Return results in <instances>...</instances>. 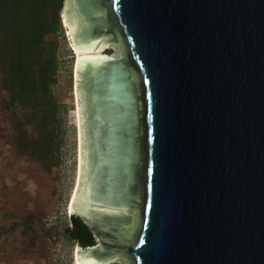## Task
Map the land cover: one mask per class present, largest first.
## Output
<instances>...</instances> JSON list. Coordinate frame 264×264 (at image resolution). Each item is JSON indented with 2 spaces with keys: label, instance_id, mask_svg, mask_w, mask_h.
<instances>
[{
  "label": "water",
  "instance_id": "water-1",
  "mask_svg": "<svg viewBox=\"0 0 264 264\" xmlns=\"http://www.w3.org/2000/svg\"><path fill=\"white\" fill-rule=\"evenodd\" d=\"M60 16L77 263L264 264V0H64Z\"/></svg>",
  "mask_w": 264,
  "mask_h": 264
},
{
  "label": "trees",
  "instance_id": "trees-1",
  "mask_svg": "<svg viewBox=\"0 0 264 264\" xmlns=\"http://www.w3.org/2000/svg\"><path fill=\"white\" fill-rule=\"evenodd\" d=\"M63 2L0 0V111L7 123L3 142L12 156L45 173L63 160L65 105L54 92L64 39ZM0 218L12 220L8 226L0 224V240L18 226L34 232L30 224L14 220L13 212L1 213ZM60 234L78 244L70 217L60 233L55 230V235Z\"/></svg>",
  "mask_w": 264,
  "mask_h": 264
},
{
  "label": "rangeland",
  "instance_id": "rangeland-1",
  "mask_svg": "<svg viewBox=\"0 0 264 264\" xmlns=\"http://www.w3.org/2000/svg\"><path fill=\"white\" fill-rule=\"evenodd\" d=\"M64 39L59 56L61 66L54 92L65 105L62 113L65 136L63 160L50 173L12 156L3 142L7 128L0 111V214L13 212L14 220L24 221L34 232L22 226L13 228L0 240L2 251L0 264H76L77 245L66 241L55 230L68 225L69 204L76 189L79 174V120L75 86L77 53L70 44L61 16ZM101 53L113 55L114 50L105 47ZM12 220L0 224L7 226ZM45 228V232L43 228ZM107 264H120L118 261Z\"/></svg>",
  "mask_w": 264,
  "mask_h": 264
},
{
  "label": "bare ground",
  "instance_id": "bare-ground-1",
  "mask_svg": "<svg viewBox=\"0 0 264 264\" xmlns=\"http://www.w3.org/2000/svg\"><path fill=\"white\" fill-rule=\"evenodd\" d=\"M100 55H103V53L100 52ZM104 55H105V54H104ZM77 58H78V54H77ZM76 64H77V63H76ZM75 71H76V69H75ZM75 73H76V72H75ZM77 111H78V108H77ZM78 176H79V174H78ZM77 183H78V181H77ZM76 187H77V186H76ZM75 191H76V189H75ZM75 191H74V193H73V195H72V199H71L70 204H69V210H70V208H71V203H72V200H73V197H74ZM76 264H78V263H77V259H76ZM105 264H107V263H105Z\"/></svg>",
  "mask_w": 264,
  "mask_h": 264
}]
</instances>
